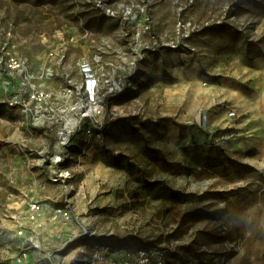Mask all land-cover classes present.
Listing matches in <instances>:
<instances>
[{
	"label": "rangeland",
	"instance_id": "rangeland-1",
	"mask_svg": "<svg viewBox=\"0 0 264 264\" xmlns=\"http://www.w3.org/2000/svg\"><path fill=\"white\" fill-rule=\"evenodd\" d=\"M263 55L264 0H0V264H264V108L208 94ZM84 70L117 117L64 147Z\"/></svg>",
	"mask_w": 264,
	"mask_h": 264
},
{
	"label": "built area",
	"instance_id": "built-area-1",
	"mask_svg": "<svg viewBox=\"0 0 264 264\" xmlns=\"http://www.w3.org/2000/svg\"><path fill=\"white\" fill-rule=\"evenodd\" d=\"M12 68L18 69L22 67V64L16 59L11 60ZM86 73V84L84 87V96L86 99V105L81 110V115L79 121L71 123V121L66 122L63 127L59 131V139L62 146H67L71 142L72 136H74L78 130L85 129L89 136L104 133L114 122L117 117V112L113 108H109L108 105L104 101V87L99 84L98 79L93 77V75L89 74V71H85ZM110 84L108 87L109 93H115L119 91L122 87L121 84H116L114 82L108 83ZM235 112L231 111L229 113V117H235ZM199 127L207 128V123L205 118L199 123H197ZM58 162L62 163V158H57ZM68 173L60 171L56 174V180L65 181L69 175ZM30 218L35 220L41 211V205L37 202L30 204ZM64 216L69 217V211L66 209H57L56 216ZM26 254L19 257L18 262L22 263L25 260ZM124 264H164L162 253H149L147 251H141L133 257V259L129 260Z\"/></svg>",
	"mask_w": 264,
	"mask_h": 264
},
{
	"label": "crops",
	"instance_id": "crops-1",
	"mask_svg": "<svg viewBox=\"0 0 264 264\" xmlns=\"http://www.w3.org/2000/svg\"><path fill=\"white\" fill-rule=\"evenodd\" d=\"M231 63L229 70L228 67L225 68L228 75H220L218 86L213 87L215 91L208 90V94L214 102L229 101L231 109L240 116L244 125L251 127L257 120L258 113L264 108V55L247 60L234 57ZM216 114L215 118L219 121L227 118L219 111ZM44 211L46 208L41 207L38 217H42Z\"/></svg>",
	"mask_w": 264,
	"mask_h": 264
},
{
	"label": "bare ground",
	"instance_id": "bare-ground-1",
	"mask_svg": "<svg viewBox=\"0 0 264 264\" xmlns=\"http://www.w3.org/2000/svg\"><path fill=\"white\" fill-rule=\"evenodd\" d=\"M96 61H100V58H99V57H97Z\"/></svg>",
	"mask_w": 264,
	"mask_h": 264
}]
</instances>
